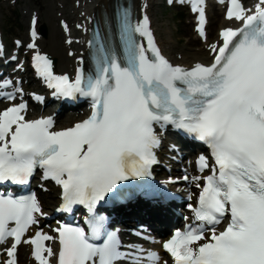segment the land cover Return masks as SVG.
<instances>
[{"label": "snow or ice", "instance_id": "obj_1", "mask_svg": "<svg viewBox=\"0 0 264 264\" xmlns=\"http://www.w3.org/2000/svg\"><path fill=\"white\" fill-rule=\"evenodd\" d=\"M191 10L198 13L196 29L206 41L209 62L171 63L157 47L143 7L139 19L123 6L113 20L104 18V31L97 27L88 41L89 68L78 64L74 78L55 73L47 55L32 52V66L53 89L51 95L88 98L91 112L55 130L52 116L26 118L23 100L0 109V182L28 185L41 169L42 180L59 186L57 211L84 206L87 229L58 222L54 235L36 228L25 239L39 223L37 214L47 213L35 192L0 191V244L9 245L0 249L7 256L3 264H17L21 243L32 246L38 264H160L158 252L139 245L125 250L96 206L119 198L120 182L150 175L168 125L202 141L210 152V158L197 157L198 170L209 172L192 177L199 194L195 205H187L198 223H186L162 241L171 264H264V0L254 10L242 0H228L226 18L239 23L221 27L214 42H207L204 0H191ZM36 22L33 15V38ZM60 23L68 31L67 23Z\"/></svg>", "mask_w": 264, "mask_h": 264}, {"label": "bare ground", "instance_id": "obj_2", "mask_svg": "<svg viewBox=\"0 0 264 264\" xmlns=\"http://www.w3.org/2000/svg\"><path fill=\"white\" fill-rule=\"evenodd\" d=\"M55 1L57 3H62L64 0H54V3H55ZM73 1L74 0H69V6L66 8L58 5L57 11H61L60 15H64L70 22L75 21L77 19L79 21H84L85 23L87 22L86 16L84 15L83 12L80 11V9H84V7H85V9L88 12L95 11V10L97 12H100V9L103 8L107 11L108 10L107 4L111 2V0H90L91 3H89L88 0H85L86 3L83 5L84 6L83 8H79V9L70 11V9L73 8ZM92 3H94V5H92ZM133 4L136 6L138 13L140 12L142 14L141 8L142 7L144 8V13H146L148 15L149 20H150V24L153 26L151 28V30L154 34H156L158 36V38L160 40L159 35H160L161 31L163 32V30H161L158 27L159 25H158V23L154 17V15H155L154 14L155 8L153 6L154 1L147 0L146 3L143 4V0H133ZM78 12H81L82 18H79L76 16ZM48 15L45 16V19L43 20L44 22L48 21V19H47ZM213 23H214V21H211V24H213ZM219 23H220V27H223V26L229 24L228 20H225L223 18L219 19ZM73 24H74V22H72L71 26ZM66 36H67V38H69L70 34L66 33ZM166 36L168 38H170V36L168 35L167 32H166ZM62 37H63V35H62ZM47 42L49 43V45L47 46V49L51 51L50 53L56 59V69L62 70V71L72 70V68L74 67L73 65L76 64L75 62H77V60L74 61L71 59L72 57L70 58V57L66 56L65 50L68 49V46L64 44L63 38L57 39L56 42L53 41L55 44L50 42V40H47ZM160 42H161L162 46L164 47V50L170 56L175 58V61L182 62L185 64H190L193 61L203 60V59L207 58L205 51L201 47L194 48V51H192V52L183 51L182 56H179L177 58L176 56L171 55L170 52H172V51H170V50H169L170 52L168 51V49L164 45V41L160 40ZM61 62L64 63V65H62ZM75 118H76L75 116L67 115L66 117L62 118L61 120L59 119V123L61 126H64V125L70 124L73 120H75ZM51 191H53V190H50V193H44L42 195V199L44 200L47 198H52L53 194ZM19 264H23V262H19Z\"/></svg>", "mask_w": 264, "mask_h": 264}, {"label": "rangeland", "instance_id": "obj_3", "mask_svg": "<svg viewBox=\"0 0 264 264\" xmlns=\"http://www.w3.org/2000/svg\"><path fill=\"white\" fill-rule=\"evenodd\" d=\"M28 1L27 6H33L39 4L42 7H45L48 0H26ZM25 1V3H26ZM24 3V4H25ZM26 5V4H25ZM184 11L178 7L165 8L161 4V0H156L155 4V15L157 18L158 27H161L163 30V34L166 32L170 36V40L172 41V45L175 50H183L185 47H195L196 42H192L194 39L193 32L188 24V19L185 17L184 20H178L176 12ZM45 11V9H44ZM51 14V12H50ZM0 21L3 23L6 31H10V29L15 30L11 27L12 23H16L19 25L22 24V31L24 32L23 24L25 21H22V14H17L9 5H6L5 2L0 1ZM12 31V32H13ZM166 39V38H165ZM171 44V43H170ZM194 44V45H192Z\"/></svg>", "mask_w": 264, "mask_h": 264}]
</instances>
